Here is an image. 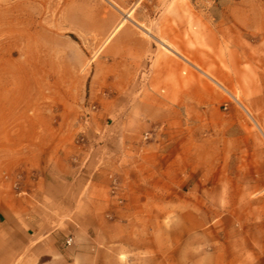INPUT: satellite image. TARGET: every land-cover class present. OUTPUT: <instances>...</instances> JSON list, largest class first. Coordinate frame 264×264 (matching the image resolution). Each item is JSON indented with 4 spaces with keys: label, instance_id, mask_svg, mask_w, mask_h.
<instances>
[{
    "label": "rangeland",
    "instance_id": "rangeland-1",
    "mask_svg": "<svg viewBox=\"0 0 264 264\" xmlns=\"http://www.w3.org/2000/svg\"><path fill=\"white\" fill-rule=\"evenodd\" d=\"M105 1L123 20L151 31L158 46L163 47L160 40L172 46L177 37L187 55L189 49L196 52V74L216 98L199 104L193 117L181 118V125L195 129L197 142L204 143L198 154L203 152L209 162L204 168L213 173L193 185L202 195L197 202L208 208L212 229L206 236L207 264H237L232 256L221 263L219 253L212 252L220 239L235 238L240 224L264 225V0ZM70 7V0H0V193L6 198L21 194L38 200L41 195H29L27 188L48 180L53 198L68 191L71 206L82 190L73 180L80 159L87 157L82 148L105 142L100 134L85 132L90 110L96 109L87 102L85 80H79L103 38L78 29L95 24L85 6ZM126 13L130 17L124 19ZM97 24L102 35L110 29L107 21ZM126 34L121 27L112 38ZM145 134L134 136L139 142L150 140ZM188 190H181L180 200L194 199ZM109 191L120 200L118 182H111ZM173 216L164 219L168 227ZM71 242L69 236L65 244ZM183 249L187 255L190 248Z\"/></svg>",
    "mask_w": 264,
    "mask_h": 264
},
{
    "label": "crops",
    "instance_id": "crops-1",
    "mask_svg": "<svg viewBox=\"0 0 264 264\" xmlns=\"http://www.w3.org/2000/svg\"><path fill=\"white\" fill-rule=\"evenodd\" d=\"M109 3L70 0V9L74 5L88 9L93 23H110L105 35L98 24L87 29L78 26L103 38L87 74L79 80H85L87 102L96 109L90 110L85 132L100 134L105 142H88L82 148L87 157L80 159L73 179L82 190L71 206L68 191L53 198V183L48 180L25 186L29 195H41L38 200L0 193V264L208 262L206 236L212 230L208 208L197 202L202 195L193 185L211 179L213 173L204 168L209 162L203 152L198 154L204 143L197 142L193 127L181 125V118L193 117L199 104L216 97L198 78L193 64L196 52L189 49L192 56L187 55L184 41L173 37L172 46L162 40L163 47L158 46L151 31L123 20ZM121 27L127 28V34L115 41L112 37ZM105 89L112 96L99 94ZM108 118L124 120L113 124ZM142 133H149L151 139L137 141L134 135ZM111 182L123 189L119 201L110 194ZM186 187L194 199L180 200ZM169 214L174 215L170 227L164 221ZM236 235L215 245L219 248L212 253H219L221 263L232 256L237 264H264V225L242 223ZM69 236L72 242L66 245Z\"/></svg>",
    "mask_w": 264,
    "mask_h": 264
},
{
    "label": "built area",
    "instance_id": "built-area-1",
    "mask_svg": "<svg viewBox=\"0 0 264 264\" xmlns=\"http://www.w3.org/2000/svg\"><path fill=\"white\" fill-rule=\"evenodd\" d=\"M148 136H149V133H146V134H145V137L148 138ZM70 241H71V239H68V240H67V243H70Z\"/></svg>",
    "mask_w": 264,
    "mask_h": 264
},
{
    "label": "bare ground",
    "instance_id": "bare-ground-1",
    "mask_svg": "<svg viewBox=\"0 0 264 264\" xmlns=\"http://www.w3.org/2000/svg\"><path fill=\"white\" fill-rule=\"evenodd\" d=\"M128 17H130V13H126L125 16H124V19L128 18Z\"/></svg>",
    "mask_w": 264,
    "mask_h": 264
}]
</instances>
